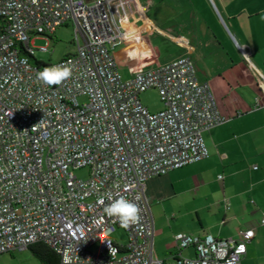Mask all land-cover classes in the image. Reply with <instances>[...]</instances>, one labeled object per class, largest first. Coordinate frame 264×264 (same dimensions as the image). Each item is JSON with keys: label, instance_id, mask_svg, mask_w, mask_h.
<instances>
[{"label": "built area", "instance_id": "obj_1", "mask_svg": "<svg viewBox=\"0 0 264 264\" xmlns=\"http://www.w3.org/2000/svg\"><path fill=\"white\" fill-rule=\"evenodd\" d=\"M133 1L0 0V255L38 242L59 264L66 254L69 264H240L247 254L254 227L225 239L177 233L179 252L194 256L155 255L148 180L206 159L204 133L228 119L188 56L122 76L112 50L130 34ZM68 22L76 52L47 67L67 65L73 75L45 85L35 53ZM34 36L46 45L35 47ZM148 90L158 92L160 111L142 103ZM84 168L89 176L77 177ZM120 196L140 209L127 229L103 211ZM119 229L124 244L112 238Z\"/></svg>", "mask_w": 264, "mask_h": 264}, {"label": "crops", "instance_id": "obj_2", "mask_svg": "<svg viewBox=\"0 0 264 264\" xmlns=\"http://www.w3.org/2000/svg\"><path fill=\"white\" fill-rule=\"evenodd\" d=\"M128 8V37L143 29L176 42L179 52L160 65L190 57L228 119L204 133L206 159L148 180L156 257L194 256L179 252L177 233L225 239L254 227L240 264H264V0H134Z\"/></svg>", "mask_w": 264, "mask_h": 264}, {"label": "rangeland", "instance_id": "obj_3", "mask_svg": "<svg viewBox=\"0 0 264 264\" xmlns=\"http://www.w3.org/2000/svg\"><path fill=\"white\" fill-rule=\"evenodd\" d=\"M157 7L151 8L147 13L154 17ZM74 24L68 22L66 25L58 27L53 34H50V46L48 51H36L35 58L44 61L46 64L56 63L76 52L74 45ZM167 30V29H166ZM176 34L177 31L167 30ZM33 45L42 47L46 45V39L42 37H33ZM176 42L167 37H162L156 32L149 33L143 29L137 30L128 37L122 44L112 50L119 71L125 77L133 76L137 71L153 69L160 65L162 61L174 57L179 48L175 46ZM142 103L148 107L151 112H158L163 108L160 96L156 90H148L140 95ZM79 178H87L89 172L87 169H80L75 172ZM119 244L126 243V235L123 230H117L112 235ZM0 264H41L28 248L25 250H16L10 253L0 255Z\"/></svg>", "mask_w": 264, "mask_h": 264}, {"label": "clouds", "instance_id": "obj_4", "mask_svg": "<svg viewBox=\"0 0 264 264\" xmlns=\"http://www.w3.org/2000/svg\"><path fill=\"white\" fill-rule=\"evenodd\" d=\"M72 75L73 69L63 64L44 67L36 74L38 81L48 86L60 85L70 79ZM109 200L110 203L104 207L103 211L108 217L118 219L122 228L127 229L132 225L139 223L140 209L136 203L123 196L115 199L109 197ZM99 202L104 204L103 200H100ZM69 259V256L66 254L64 264H69Z\"/></svg>", "mask_w": 264, "mask_h": 264}, {"label": "trees", "instance_id": "obj_5", "mask_svg": "<svg viewBox=\"0 0 264 264\" xmlns=\"http://www.w3.org/2000/svg\"><path fill=\"white\" fill-rule=\"evenodd\" d=\"M42 64V63H41ZM47 67L46 63L42 64ZM41 264H59V256L46 244L38 242L29 247Z\"/></svg>", "mask_w": 264, "mask_h": 264}]
</instances>
